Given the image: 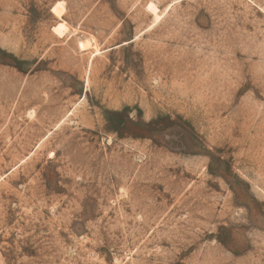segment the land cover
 Returning a JSON list of instances; mask_svg holds the SVG:
<instances>
[{"label":"rangeland","instance_id":"obj_1","mask_svg":"<svg viewBox=\"0 0 264 264\" xmlns=\"http://www.w3.org/2000/svg\"><path fill=\"white\" fill-rule=\"evenodd\" d=\"M0 264H264V0H0Z\"/></svg>","mask_w":264,"mask_h":264},{"label":"bare ground","instance_id":"obj_2","mask_svg":"<svg viewBox=\"0 0 264 264\" xmlns=\"http://www.w3.org/2000/svg\"><path fill=\"white\" fill-rule=\"evenodd\" d=\"M57 8H58V6H57ZM150 9L152 11H154L152 5H150ZM52 11L56 12V7L55 6L53 7ZM57 15L59 16L58 13H57ZM66 29L67 28L62 23H59V24L55 25L54 27H52V31L59 37H63L67 33ZM78 47L81 50L92 48L94 51H93L91 57H93L98 52V45H97L96 41L93 38L80 40L78 42Z\"/></svg>","mask_w":264,"mask_h":264}]
</instances>
